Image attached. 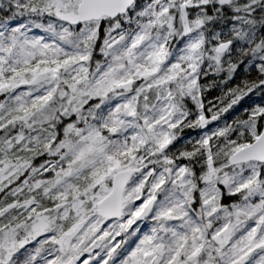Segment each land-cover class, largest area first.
<instances>
[{"label": "snow or ice", "instance_id": "1", "mask_svg": "<svg viewBox=\"0 0 264 264\" xmlns=\"http://www.w3.org/2000/svg\"><path fill=\"white\" fill-rule=\"evenodd\" d=\"M0 264H264V0H0Z\"/></svg>", "mask_w": 264, "mask_h": 264}]
</instances>
